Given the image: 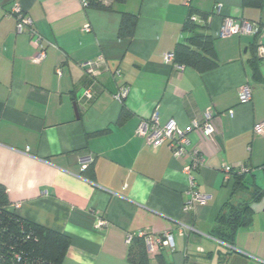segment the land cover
Instances as JSON below:
<instances>
[{"label":"crops","instance_id":"1","mask_svg":"<svg viewBox=\"0 0 264 264\" xmlns=\"http://www.w3.org/2000/svg\"><path fill=\"white\" fill-rule=\"evenodd\" d=\"M245 1L102 0L106 10H98L81 0H0V184L20 217L68 236L60 264H135L126 238L139 233L173 237V250L158 247L149 264H264V134L253 131L264 122V63L254 75L253 37H218L227 18L264 24V11ZM14 4L42 38L41 62L33 61L39 49L29 34L16 32ZM123 13L137 17L131 38L118 37ZM190 13L212 39L211 70L164 61L189 36L183 27ZM98 56L103 63L91 78L79 64ZM91 83L93 99L80 101ZM245 85L251 101L242 105ZM120 87L129 88L121 103L114 99ZM154 112L159 126L182 130L211 114L210 137L187 134L204 156L193 176L208 197L189 212L182 211L188 156L174 158L166 144L150 148L136 136ZM88 156L92 163L82 170ZM238 164L250 169L242 186L222 170ZM254 191L261 193L252 199ZM245 202L251 221L229 247L211 232L230 204ZM99 220L106 226L96 228ZM181 226L191 230L180 235Z\"/></svg>","mask_w":264,"mask_h":264},{"label":"trees","instance_id":"2","mask_svg":"<svg viewBox=\"0 0 264 264\" xmlns=\"http://www.w3.org/2000/svg\"><path fill=\"white\" fill-rule=\"evenodd\" d=\"M82 1V0H81ZM125 0H114L122 3ZM85 8L106 10L102 0H83ZM246 5L264 11V0H246ZM203 21L206 16L202 17ZM137 17L123 13L118 28V37L121 39L131 38L134 35ZM197 19L192 20V13L188 16L183 30L189 36L183 43L178 44L174 50L172 64L177 66H188L198 72L211 70L216 66L212 39L200 33L202 27L195 24ZM260 28L264 24L256 23ZM256 37H253L255 46V58L251 60L254 75H258V63L261 61L256 57ZM245 174L233 173L230 180L236 185L242 186ZM261 192L254 191L253 198L258 197ZM11 202L7 191L0 184V264H60L69 245L68 236L49 230L27 221L20 217L16 211L11 210ZM252 218V212L248 203L230 204L218 216L212 236L229 247L234 245L236 230L247 226ZM128 260L135 264H149L147 248L143 237L134 235L128 245ZM159 264H165L158 259Z\"/></svg>","mask_w":264,"mask_h":264},{"label":"built area","instance_id":"3","mask_svg":"<svg viewBox=\"0 0 264 264\" xmlns=\"http://www.w3.org/2000/svg\"><path fill=\"white\" fill-rule=\"evenodd\" d=\"M82 6L85 7V3L83 0L81 1ZM10 15L15 19L16 22V32L17 33H28L30 38V44L35 48L39 49L38 54L34 57L33 61L41 62L45 57V51L42 50L41 42L42 38L34 31L32 28L33 23L32 20L23 12L22 8L19 4H14L11 8ZM192 20H195L192 17ZM84 31H89V25H85L83 28ZM231 35H249L251 37H256V57L264 63V45L261 43V38L264 37V28H260V26L256 23L249 22H241L236 23L232 19H225L219 29L218 37H226ZM174 55L173 53H167L164 56V61L167 63L173 62ZM103 63V58L98 56L96 59L87 60L81 62L79 67L82 70L89 71L90 77L93 78L95 72L92 71L94 66H98ZM173 65V64H172ZM181 69V67L174 65ZM56 75H60V70L56 69ZM117 73V71H116ZM118 75V73H117ZM93 87L94 85L91 83L83 92L80 97V101L89 102L93 99ZM129 88L120 87L117 94L114 95V99L121 103L128 96ZM251 101V89L249 86L245 85L240 89L239 92V102L240 104H248ZM204 122L202 125L193 124L191 128H187L186 130H182L176 126L175 123L169 122L165 126L161 127L158 124L157 114L154 112L147 120H142L136 129V136L142 138L147 146L150 148H158L163 144H166L168 148L171 150L174 158H180L183 156H188L189 163L187 166L183 168V172L187 178L188 188L187 195L188 200L182 206L183 212L191 211L195 206L204 205L208 197L205 194H202L197 189V184L194 179L193 173L196 172L200 167H202L204 163L203 154L197 149L190 147L189 140L187 138V134L189 132H198L203 137H210L213 132V126L211 123V114L209 112H205L203 114ZM253 131L257 135L264 134V122L258 123L253 127ZM92 163L91 157H86L80 160L82 170H85ZM264 169V167H263ZM223 173L225 178L230 179L233 173L236 174H246L250 172V169L244 164H238L236 166H223ZM96 228L100 229L106 226V222L103 220H99L95 222L94 225ZM180 235L184 233L185 230H191V228L181 226ZM139 237L144 238V242L147 248V253H153L158 247L167 248L173 250L174 241L171 234L166 233L159 237H150L147 234L139 233ZM132 235L127 236L126 243L129 245L132 240Z\"/></svg>","mask_w":264,"mask_h":264}]
</instances>
